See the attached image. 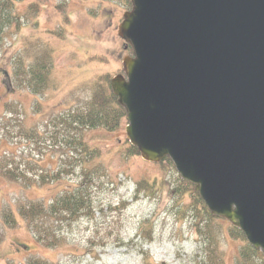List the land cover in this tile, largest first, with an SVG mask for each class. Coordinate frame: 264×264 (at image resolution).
<instances>
[{"label": "rangeland", "instance_id": "374dc122", "mask_svg": "<svg viewBox=\"0 0 264 264\" xmlns=\"http://www.w3.org/2000/svg\"><path fill=\"white\" fill-rule=\"evenodd\" d=\"M19 1V28L0 39V264H236L230 224L207 217L171 162L133 156L125 120L112 133L63 123L123 74L132 50L118 26L128 0ZM72 192L78 217L48 216L38 242L19 210L48 212Z\"/></svg>", "mask_w": 264, "mask_h": 264}, {"label": "water", "instance_id": "95a60500", "mask_svg": "<svg viewBox=\"0 0 264 264\" xmlns=\"http://www.w3.org/2000/svg\"><path fill=\"white\" fill-rule=\"evenodd\" d=\"M110 80L125 137L167 158L210 215L264 256V0H130Z\"/></svg>", "mask_w": 264, "mask_h": 264}, {"label": "trees", "instance_id": "16d2710c", "mask_svg": "<svg viewBox=\"0 0 264 264\" xmlns=\"http://www.w3.org/2000/svg\"><path fill=\"white\" fill-rule=\"evenodd\" d=\"M20 2L19 0H0V39L3 36V32L10 27L15 26L19 28V23L15 19V14L12 12V9L15 3ZM127 5L130 7L131 4L128 0ZM41 70H43L41 68ZM41 76L37 77V82H42ZM40 84V83H37ZM44 84V83H43ZM105 86L99 84V89H97L90 99L87 107L84 109H79L77 111L69 113L63 123L68 129L74 130L77 133H80L82 130L90 129H105L108 132L119 130L123 127L125 120V113L123 108L117 104V99L114 94L111 92L110 81L105 79ZM76 135H74L73 142L77 144ZM81 145V144H80ZM85 155L88 151L83 147L82 148ZM131 154L133 156L139 155L136 148L130 147ZM93 153V151H91ZM93 158V157H92ZM91 158V159H92ZM164 161L170 162L167 158ZM80 163L81 162H77ZM74 167V166H73ZM72 167V168H73ZM84 167V166H83ZM62 172V171H61ZM66 172V171H64ZM63 173V172H62ZM22 173L16 171L10 174L11 180H17L18 177H22ZM185 183V182H184ZM142 184V183H141ZM139 184L138 186H141ZM148 183L144 185L146 188ZM187 186L194 190L192 184L185 183ZM196 193V192H195ZM197 194V193H196ZM198 205L202 206V209L206 212L205 214L209 219H220L215 216H211L208 210L203 205L201 199L196 195ZM82 199L77 198L76 194L72 192L71 195H66L59 200H55L51 204L50 210L46 212L45 208L41 204H30L29 207L21 208L19 210V216L22 217L28 224V227L31 228L33 235L38 242H45L48 237V230L43 227L45 219L49 216H59L64 213L68 215L70 220L76 219L78 217V211L82 209ZM226 221L225 219H221ZM227 222V221H226ZM228 223V222H227ZM229 224V223H228ZM228 237L233 240H238L241 243V247L238 250V255L235 259L236 264H264V256L258 251L253 250L246 240H244L242 233L238 229H234L231 225L227 229ZM152 238L150 235H147L146 241H151ZM195 264H204L203 261L195 262Z\"/></svg>", "mask_w": 264, "mask_h": 264}, {"label": "flooded vegetation", "instance_id": "af4514ba", "mask_svg": "<svg viewBox=\"0 0 264 264\" xmlns=\"http://www.w3.org/2000/svg\"><path fill=\"white\" fill-rule=\"evenodd\" d=\"M123 15H124V14H123ZM123 15H122V16H123ZM123 48H125V49L127 48V47L125 46V44H124V47H123Z\"/></svg>", "mask_w": 264, "mask_h": 264}]
</instances>
